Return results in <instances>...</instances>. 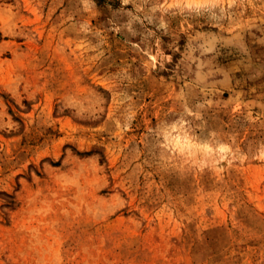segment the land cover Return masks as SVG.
Segmentation results:
<instances>
[{"label": "rangeland", "instance_id": "rangeland-1", "mask_svg": "<svg viewBox=\"0 0 264 264\" xmlns=\"http://www.w3.org/2000/svg\"><path fill=\"white\" fill-rule=\"evenodd\" d=\"M0 264H264V0H0Z\"/></svg>", "mask_w": 264, "mask_h": 264}]
</instances>
